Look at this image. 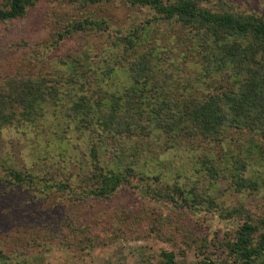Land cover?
<instances>
[{"label":"rangeland","instance_id":"374dc122","mask_svg":"<svg viewBox=\"0 0 264 264\" xmlns=\"http://www.w3.org/2000/svg\"><path fill=\"white\" fill-rule=\"evenodd\" d=\"M188 1L212 13L264 20V0ZM84 21L98 25L78 29ZM183 28L124 0H38L21 18L0 21V90L28 79L53 93L36 115L23 108L21 123L0 128V264H161L164 251L174 264H198L201 255L231 264L219 246L244 221L264 217V140L249 128L229 129L219 143H180L158 132L112 136L92 118L95 111L121 116L120 106L110 109L111 94L129 85L136 54L151 55L157 78L168 82L159 86L176 88L174 98L197 85L192 79L208 70L196 52L203 43ZM81 98L89 99V109L74 107ZM94 167L117 174L128 167L129 184L106 199L84 197L95 186ZM11 172L31 180L16 184ZM235 174L254 188H235L229 182ZM174 185L182 195H206L216 208L172 203L180 199Z\"/></svg>","mask_w":264,"mask_h":264},{"label":"trees","instance_id":"16d2710c","mask_svg":"<svg viewBox=\"0 0 264 264\" xmlns=\"http://www.w3.org/2000/svg\"><path fill=\"white\" fill-rule=\"evenodd\" d=\"M37 1L7 0L0 8V21L21 18ZM66 1L95 5L103 0ZM124 1L130 5L148 7L161 20L169 21L174 18L183 29L199 35L203 51L196 52H200L201 57L204 56L202 61L204 60L208 70L202 72V75L199 73V78L192 79L201 86L202 94L195 95L197 85H189L183 88V96L174 98L171 95L176 88L170 91L159 86H167L168 82L167 79L164 81L163 78H157L156 64L151 61V55L144 52L138 56L136 54L129 61L132 68L129 70V85L111 94L113 97L110 109L113 111L120 106L123 109L121 116L116 118L112 116L113 112L95 111L97 115L92 117L95 122H100L104 132L131 137H147L158 132L171 141L192 144L199 139L219 143L229 129L247 131L249 128L252 129L250 133L264 140V20L235 17L229 13H212L196 7L188 0H179L172 4L162 0ZM82 23L77 25L78 29L86 24L98 25L92 21ZM194 55L198 56L196 53ZM10 84L12 87L8 90H0V128L12 122L21 123L23 108L36 115L43 102L53 96V93L47 94L38 81L21 79ZM217 84L219 90L214 87ZM210 86L213 89L208 92ZM161 88L163 92L159 98ZM88 102L89 99L81 98L74 107L80 111L89 109ZM28 120L31 121L29 117ZM241 166L244 168L245 164L240 163V168ZM93 169L95 172L93 170L90 178L95 180V186L86 189L84 197L97 201L110 197L121 186L129 184L128 177L132 173V169L128 167L118 174L110 169L103 172L96 167ZM11 175L16 184L23 183L25 179L31 180L26 178L28 175L22 176L16 172H11ZM230 180V184L238 190L245 186L254 188V182L243 179L241 175H232ZM56 186L63 190L66 185L59 183ZM174 188L173 192L180 199L179 203L175 200L171 202L179 204L180 207L184 206L192 211L201 208V205L206 206L203 207L206 211L216 208L214 201L206 195H195L190 190L182 195L179 187L174 185ZM41 190L45 192L47 189L42 185ZM222 244L219 247L226 249L231 264H264V217L253 216L251 221H244L235 231L233 240L224 241ZM204 246L206 245H201V249L204 250ZM160 258L161 264H174L171 252H161ZM198 264L218 263L201 255Z\"/></svg>","mask_w":264,"mask_h":264}]
</instances>
